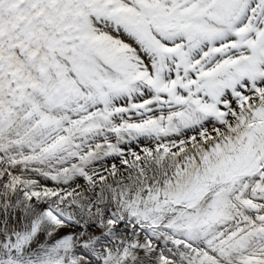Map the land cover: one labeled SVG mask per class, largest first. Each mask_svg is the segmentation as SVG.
Returning a JSON list of instances; mask_svg holds the SVG:
<instances>
[{"label":"snow or ice","instance_id":"1","mask_svg":"<svg viewBox=\"0 0 264 264\" xmlns=\"http://www.w3.org/2000/svg\"><path fill=\"white\" fill-rule=\"evenodd\" d=\"M0 264H264V0H0Z\"/></svg>","mask_w":264,"mask_h":264},{"label":"rangeland","instance_id":"2","mask_svg":"<svg viewBox=\"0 0 264 264\" xmlns=\"http://www.w3.org/2000/svg\"><path fill=\"white\" fill-rule=\"evenodd\" d=\"M188 135H192V133H189ZM152 146H153V144L151 142L141 139L139 142H132L130 145H125L124 148H125L126 152L129 150L140 152L143 147H152ZM174 151H175V149H174ZM128 158L132 159V157H130V156ZM112 164H116L118 167H120L121 171H123V169L126 167V166L121 164V160L119 157H115V158L109 157L103 161L97 162L94 165V168L100 174L107 176L108 171L106 169H110ZM124 175H127V173L125 172ZM109 179L111 180V177ZM41 182L43 184H45L47 187H55L56 186L55 183L51 182V181H41ZM77 183H79L81 186L85 185V181L83 179H79L77 181ZM64 187L68 188V190H71V188L76 187V184L65 185ZM85 194H87V193H85ZM66 230L71 231L70 229H66ZM161 246H163V245H161Z\"/></svg>","mask_w":264,"mask_h":264},{"label":"bare ground","instance_id":"3","mask_svg":"<svg viewBox=\"0 0 264 264\" xmlns=\"http://www.w3.org/2000/svg\"><path fill=\"white\" fill-rule=\"evenodd\" d=\"M65 232H67V230H65Z\"/></svg>","mask_w":264,"mask_h":264}]
</instances>
